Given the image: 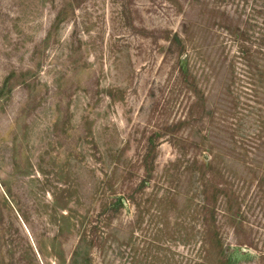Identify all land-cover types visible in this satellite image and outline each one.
Returning a JSON list of instances; mask_svg holds the SVG:
<instances>
[{
  "label": "rangeland",
  "instance_id": "rangeland-1",
  "mask_svg": "<svg viewBox=\"0 0 264 264\" xmlns=\"http://www.w3.org/2000/svg\"><path fill=\"white\" fill-rule=\"evenodd\" d=\"M221 263L264 264V0H0V264Z\"/></svg>",
  "mask_w": 264,
  "mask_h": 264
},
{
  "label": "trees",
  "instance_id": "trees-1",
  "mask_svg": "<svg viewBox=\"0 0 264 264\" xmlns=\"http://www.w3.org/2000/svg\"><path fill=\"white\" fill-rule=\"evenodd\" d=\"M173 38H175L176 39V42L178 41V44H181L182 43V40H181V38H180V36L177 34V33H175L174 35H173ZM184 122H179L177 125H182ZM176 125V126H177ZM150 142H152V139H150ZM151 150V147L149 148V151ZM223 253L224 252V249L223 248H221V250H220V253ZM242 252V255H243V258L244 259H247L248 258V256H249V252H247L246 250L243 252V251H241ZM222 264V263H221Z\"/></svg>",
  "mask_w": 264,
  "mask_h": 264
}]
</instances>
